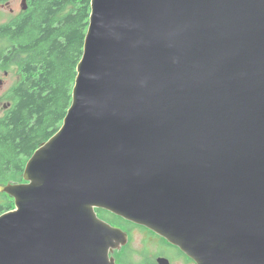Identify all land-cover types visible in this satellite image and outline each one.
Wrapping results in <instances>:
<instances>
[{
    "label": "water",
    "instance_id": "water-1",
    "mask_svg": "<svg viewBox=\"0 0 264 264\" xmlns=\"http://www.w3.org/2000/svg\"><path fill=\"white\" fill-rule=\"evenodd\" d=\"M76 74L0 186V264H116L126 235L95 210L195 264H264V0H91Z\"/></svg>",
    "mask_w": 264,
    "mask_h": 264
},
{
    "label": "trees",
    "instance_id": "trees-1",
    "mask_svg": "<svg viewBox=\"0 0 264 264\" xmlns=\"http://www.w3.org/2000/svg\"><path fill=\"white\" fill-rule=\"evenodd\" d=\"M90 2L28 0L23 15L0 24V66L18 62L20 75L11 91L13 103L0 117V185L22 182L27 161L62 126L72 102ZM13 209V200L0 193V216ZM95 212L103 216L101 210Z\"/></svg>",
    "mask_w": 264,
    "mask_h": 264
},
{
    "label": "flooded vegetation",
    "instance_id": "flooded-vegetation-1",
    "mask_svg": "<svg viewBox=\"0 0 264 264\" xmlns=\"http://www.w3.org/2000/svg\"><path fill=\"white\" fill-rule=\"evenodd\" d=\"M20 9V11L13 9L10 0H0V18L21 16L26 11L22 9L21 5ZM4 75L6 76V74ZM2 85L3 83L0 84V89ZM101 211L103 216L100 219L103 222L126 235L125 244L110 253L116 264H135L133 262L134 257H136L137 264H162L161 262L166 264H177L179 262V264H183V262L195 264L178 247L170 244L150 229L124 220L107 211ZM106 213L109 216L105 215ZM134 232L144 236L137 251L130 246L134 239Z\"/></svg>",
    "mask_w": 264,
    "mask_h": 264
},
{
    "label": "rangeland",
    "instance_id": "rangeland-1",
    "mask_svg": "<svg viewBox=\"0 0 264 264\" xmlns=\"http://www.w3.org/2000/svg\"><path fill=\"white\" fill-rule=\"evenodd\" d=\"M22 0H10L12 8L15 10L20 11V5ZM28 5V0H26ZM20 13V12H19ZM16 16H9L5 18H0V24L5 23L9 21L12 18H15ZM19 63L15 62L13 64H9L7 66H0V84L3 83L1 89H0V117L4 115V113L11 107L13 101L11 98V91L12 88L18 83L20 80L19 75ZM6 74V76L4 75ZM9 184H16V183H9ZM3 186V185H0ZM144 239V236L139 235L138 232H134V239L131 243V247L137 251V249L140 247L141 241ZM116 257V256H115ZM133 262L137 264L136 257H134ZM180 263V262H179ZM177 263V264H179ZM183 264H190L185 263Z\"/></svg>",
    "mask_w": 264,
    "mask_h": 264
}]
</instances>
